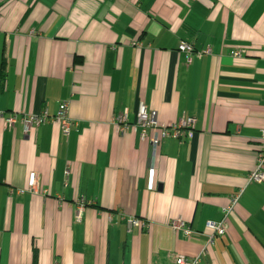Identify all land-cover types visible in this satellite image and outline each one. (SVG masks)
Wrapping results in <instances>:
<instances>
[{"label":"crops","instance_id":"obj_1","mask_svg":"<svg viewBox=\"0 0 264 264\" xmlns=\"http://www.w3.org/2000/svg\"><path fill=\"white\" fill-rule=\"evenodd\" d=\"M182 41L211 52L188 64ZM140 103L161 126L195 118L192 138L154 152ZM61 104L68 132H25ZM263 130L264 0H0V264H174L240 191L201 264H264Z\"/></svg>","mask_w":264,"mask_h":264},{"label":"built area","instance_id":"obj_2","mask_svg":"<svg viewBox=\"0 0 264 264\" xmlns=\"http://www.w3.org/2000/svg\"><path fill=\"white\" fill-rule=\"evenodd\" d=\"M177 51L184 54L187 58L188 64H191L194 56L201 57L205 54H210L211 49L208 48L205 51L197 52L192 43L182 41L178 45ZM236 55H239L238 53ZM68 105L61 104L56 116L52 118L48 111L39 115H31L25 119V132L28 134L33 127H39L42 124L49 122L51 119L57 121L68 132L69 120H68ZM16 115H9L5 118V124L8 128H14L16 124ZM118 128L120 131H126L128 129L127 114L120 116L118 119ZM196 119L193 117H184L180 119L178 123L170 126H161L157 121V112L151 111L144 103H140L136 127L140 130V136L143 140H148L152 146L154 152L158 147L167 139H176L178 141L185 142L190 140L195 131ZM261 148L257 155L256 168L248 175V184H264V130L261 136ZM153 171V170H152ZM27 188L30 192L35 193L38 188V176L35 172H31L28 177ZM242 191L236 193L231 197L230 205L224 209V217L219 222L209 221L206 223V230L209 232V239L203 247L200 254L194 257L176 256L174 258V264H201L202 258L207 255L210 246L213 245L215 238L223 237L226 235L229 224L228 217L233 213L238 201L240 199ZM146 226L144 221L136 218H129L127 220L128 230L131 231L134 228ZM174 231L183 233L185 237L192 234V230L182 220H176L171 223Z\"/></svg>","mask_w":264,"mask_h":264}]
</instances>
